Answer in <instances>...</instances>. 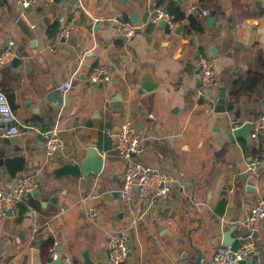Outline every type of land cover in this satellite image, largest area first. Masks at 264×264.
Segmentation results:
<instances>
[{"label":"crops","instance_id":"obj_1","mask_svg":"<svg viewBox=\"0 0 264 264\" xmlns=\"http://www.w3.org/2000/svg\"><path fill=\"white\" fill-rule=\"evenodd\" d=\"M20 1L0 0V54L12 43L15 55L25 57L18 68L0 67V90L13 98L11 105L21 123L27 122L35 131L0 139V144L8 141L18 149L15 155L26 159L24 171L15 178L7 171L0 174V190L11 188L18 177L31 171L40 173L41 183L38 195L25 198L13 217L0 219L2 263L48 264L54 242L72 264H84V251L96 264H109L108 244L121 232L130 244L125 264H194L197 253L188 243L191 234L193 244L203 252L202 264H212L216 251L226 246L222 234L232 228H236L232 247L239 248V238L247 234L248 213L264 199V132L257 142L262 144L261 153L256 155L253 141L230 137L229 123L250 121L264 113V80L252 92L233 97L237 81L252 73L264 78V0L261 7L254 0H145L146 8L174 3L186 18L172 33L166 27L159 31V24L140 23L143 33L127 44L116 40L114 20H130L118 0H63L56 12H52L54 4L24 11ZM194 6L216 14L213 31L206 25L207 18L197 16L202 27L192 26L194 15L189 11ZM180 25L184 29L178 35ZM68 27L73 28L69 38H75L76 45L63 43L52 52L50 32ZM113 44L124 46L120 56L126 63L109 58ZM211 47L219 56L213 60L217 85L208 91L212 95L208 99L195 90L200 81L196 63L201 56L211 58ZM183 61L191 74L189 82L181 80ZM112 63L121 71L119 87L106 92L99 83L91 87L83 80L95 67L109 72ZM145 75L160 85L151 93L139 94ZM70 81L69 109L50 113L44 97ZM221 89L226 90L227 112L221 116L222 132L217 134L212 131L217 115L205 113ZM232 101L235 109L229 111ZM127 120L146 140L142 162L182 182L166 201L128 205L119 197L125 163L112 149L113 135ZM55 128L63 146L49 160L39 132ZM90 144L97 145L105 160L102 173L57 179L58 168L73 156L75 162L81 161ZM256 160L262 165L249 171ZM248 182L254 192L247 191ZM90 209L98 215L91 217ZM254 240L258 253L246 264H264V221Z\"/></svg>","mask_w":264,"mask_h":264},{"label":"built area","instance_id":"obj_2","mask_svg":"<svg viewBox=\"0 0 264 264\" xmlns=\"http://www.w3.org/2000/svg\"><path fill=\"white\" fill-rule=\"evenodd\" d=\"M55 0H21V8L26 11L36 7H48L54 4ZM264 10V8L262 9ZM191 14L200 18H208L212 15L210 9H202L194 6L189 11ZM161 21L165 22V27L172 32L178 25L175 17L167 12L163 7L156 5L150 14L148 23L158 25ZM116 32L132 38L136 34L137 25L131 20L118 18L114 20ZM73 32V28H63L53 39L50 50L56 52L63 45V40L68 39ZM12 43L6 51L0 54V67L7 66L15 57L12 50ZM200 71V81L202 83L201 95L212 91L217 85V76L213 60L208 56H201L196 63ZM105 68H96L89 75L91 83L99 82L101 75L106 74ZM72 89V82H66L60 87V91L67 95ZM251 121V141H256L264 132V113ZM247 121L232 119L229 123L230 132L240 129ZM24 130L33 132L34 126H23L19 117L14 112L7 95L0 90V139H11L20 136ZM43 139L44 153L46 158H54L58 150L63 146V139L58 129H49L39 132ZM114 137L113 151L125 163L124 174L121 186L118 190L119 197L124 204H132L136 201L140 203H151L155 200H168L181 180L159 168L144 164L141 158L147 151L145 138L138 133L131 120H127L118 128V134ZM262 165L256 160L249 165L248 170L253 171ZM40 173L31 171L23 173L17 178L14 185L9 189L0 190V219L7 217L9 210L16 211L25 198L32 195L35 190L40 188ZM150 206V205H149ZM90 216L98 215L96 209H90ZM264 221V199L260 200L248 213L245 219L247 234L239 238V248L223 246L219 248L212 260V264H240L258 253L257 245L254 240V233L259 232ZM130 253V244L127 234L121 232L114 236L108 244L109 264H125ZM59 258L64 264H72L69 258H63L58 251V245L54 243L50 251L48 264H54Z\"/></svg>","mask_w":264,"mask_h":264},{"label":"water","instance_id":"obj_3","mask_svg":"<svg viewBox=\"0 0 264 264\" xmlns=\"http://www.w3.org/2000/svg\"><path fill=\"white\" fill-rule=\"evenodd\" d=\"M63 0H55L54 2V7L52 8V12H56V8L58 5L61 4ZM160 0H156V3L159 2ZM256 2L257 7H261L262 1L261 0H254ZM118 2L124 7L126 12H129L130 14V20L137 25L136 28V34H141L143 33L142 27L139 25L140 23L143 24V26L151 27L148 23V19L150 17V14L153 12L154 7L157 4H154L153 6L150 7H145L146 2L145 0H141V2H133L129 0H118ZM180 2V0H179ZM142 9L143 12L140 14L139 12H135L134 10L136 9ZM216 14L213 13L210 17L206 19V25L208 26L209 30L213 31L215 29V25L217 22V17L215 16ZM77 25L80 26L79 23ZM159 31H164L165 29V22L161 21L157 27ZM184 29V25H180L175 33L176 34H181L182 30ZM170 32V31H169ZM167 33V32H166ZM172 33V32H170ZM135 34V35H136ZM118 35V34H117ZM214 32L210 33V36L213 37ZM133 38V37H132ZM132 38H128L123 35H118L116 40L120 41L122 43L127 44ZM63 43H72V45H76V39L72 38L71 39H64ZM124 46H118L116 44H113V46L109 49L108 56L111 60H114V63L117 62V60H120L123 63H126V59L122 56H120V52L123 50ZM13 51H16V48H14ZM15 53V52H14ZM210 53H211V59L214 60L218 58V53L216 51L215 47L210 48ZM25 57H21L19 55H15V57L12 59V61L9 63L13 68H18L20 67L23 62H24ZM128 60V59H127ZM182 63V62H181ZM88 66L91 67L89 64ZM182 67L185 68L184 72H182L181 80L183 82H189L191 74L188 72V65H185V62L183 61ZM97 68V67H95ZM187 69V70H186ZM198 73L200 74V71L198 70ZM121 77V71H118V68L115 64L110 65V70L106 74L101 75L99 78V89L102 91H110L114 88L119 87L120 85V78ZM82 78V77H81ZM83 80L89 81V78L87 75H83ZM91 87H97V83H91L89 81ZM160 83L153 81V79L145 75L142 77L140 81V90L139 94H142L143 91L145 93H151L152 91L158 89ZM172 86H174V83H171ZM48 87V86H46ZM195 90L199 91L202 90V83L201 81L196 82L195 85ZM212 95H210V92H205L204 93V98H211ZM41 98V97H40ZM48 105L50 106V113H55L58 112L59 114H62V112L66 111L69 109V98L68 95L62 96L61 92L58 90H51L47 95L44 97ZM18 103H20V100L18 99ZM211 106V105H210ZM25 107H30V103H26ZM186 107H190V101L186 103ZM178 111V108L174 109V112L176 113ZM255 112H257V109H254ZM227 112V95H226V90L221 89L218 98L216 99V102L214 103L212 101V106L211 108L206 111V115L208 117H212L213 115H217L215 119V123L212 127V131L214 133H221L222 132V123H223V118L221 117L223 114ZM34 125L39 124L37 122L32 123ZM23 126H27V122H23ZM251 121H247L240 129H236L232 132L229 133L231 138L234 139H241L245 140L248 143L251 142L250 134H251ZM5 144L2 145L0 144V174L4 175L6 171L9 173V175L12 178H15L16 175L19 172L24 171L25 169V164H26V159L22 157L21 155H15V153L18 151V149L13 148L8 141L5 140ZM71 162L69 163H64L62 164L59 168L58 171L60 174L63 176L71 177V178H80L82 175L85 176H98L102 173L104 167H105V160L100 154V151L97 147L96 144H90V146L85 150V157L81 161H74V156L70 158ZM73 161V162H72ZM252 183L248 182V187L247 191L248 192H254V189L252 188ZM39 190H35L32 195L36 196L38 195ZM30 195V196H32ZM8 217H13L14 216V211L9 210L7 213ZM156 223V222H155ZM185 223H191L190 220H186ZM186 226V225H185ZM163 227L159 226L158 229L161 230ZM185 228V227H184ZM236 230V228H232L227 232H224L222 234V243L223 245L226 246H234V238H233V232ZM195 232V229L194 231ZM192 232V233H193ZM253 237L256 239L258 237V232L254 233ZM193 235L191 234L188 238V243L191 249H193L197 253V257L195 260L194 264H202L203 261V252L193 244ZM60 253H63V250L58 249ZM130 256V253H129ZM187 254L185 253L183 255V258L186 259ZM83 261L84 264H96L91 258L90 255L87 251H84L82 253ZM0 264L2 263V258H1V252H0ZM54 264H62V259L59 258L57 261L54 262ZM240 264H246V260H243Z\"/></svg>","mask_w":264,"mask_h":264},{"label":"trees","instance_id":"obj_4","mask_svg":"<svg viewBox=\"0 0 264 264\" xmlns=\"http://www.w3.org/2000/svg\"><path fill=\"white\" fill-rule=\"evenodd\" d=\"M201 1L206 2L208 0H201ZM161 6L167 12H169L171 15H173L178 23L182 22L186 18L185 13L181 9L176 7V5L174 3H162ZM125 20H129V19H125ZM190 21H191L193 27H195L197 29H200L202 27L197 16L196 17H195V15L191 16ZM56 34H57L56 30L53 32H50V36L53 39L56 37ZM263 80H264V78H263L262 74L252 73L248 76V78L246 80L237 81L235 84L236 89L233 93V97L237 98V97L241 96V94H244L245 92H252ZM7 97H8V95H7ZM8 99L10 101V104H13V98L8 97ZM228 109H229V111H234V109H235L234 101H232L230 103ZM259 115L255 114L254 118L258 117ZM258 140H259V138L256 141H253V150H254L256 155H259L261 153V148H262V144H257ZM108 149L111 150V148L109 146L107 147V150ZM52 245H54V242L52 243ZM75 264H79V263H75Z\"/></svg>","mask_w":264,"mask_h":264},{"label":"rangeland","instance_id":"obj_5","mask_svg":"<svg viewBox=\"0 0 264 264\" xmlns=\"http://www.w3.org/2000/svg\"><path fill=\"white\" fill-rule=\"evenodd\" d=\"M62 177L65 178V176H63V175L60 174V173L56 176L57 179H61ZM66 178L68 179V177H66ZM72 179H76V178H72ZM65 192H67L66 189L63 191V193H65ZM128 205H129V204H128Z\"/></svg>","mask_w":264,"mask_h":264},{"label":"flooded vegetation","instance_id":"obj_6","mask_svg":"<svg viewBox=\"0 0 264 264\" xmlns=\"http://www.w3.org/2000/svg\"><path fill=\"white\" fill-rule=\"evenodd\" d=\"M198 69V68H197ZM199 70V69H198Z\"/></svg>","mask_w":264,"mask_h":264}]
</instances>
